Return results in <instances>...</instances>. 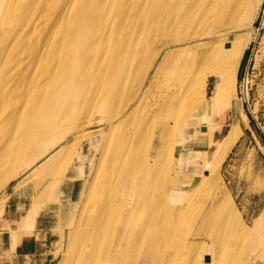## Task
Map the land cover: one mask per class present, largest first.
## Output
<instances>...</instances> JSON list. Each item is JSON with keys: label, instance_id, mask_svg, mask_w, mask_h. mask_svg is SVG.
Wrapping results in <instances>:
<instances>
[{"label": "bare ground", "instance_id": "6f19581e", "mask_svg": "<svg viewBox=\"0 0 264 264\" xmlns=\"http://www.w3.org/2000/svg\"><path fill=\"white\" fill-rule=\"evenodd\" d=\"M260 2L0 0V103L9 128L0 191L23 168L41 164L33 169L40 174L78 150L74 166L50 182L33 192L34 180L16 184L3 199L0 213L18 198L8 222L19 229L1 225L2 264H264V211L245 226L218 175L223 155L206 153L220 123L238 113L242 60L237 45L216 44L215 21H248ZM210 20L209 31H197ZM96 112L105 128L87 135ZM14 119L23 124L12 131ZM227 132L230 147L240 132ZM97 136L107 142L89 162ZM188 183L197 185L192 193ZM196 206L203 212L189 230ZM62 222L75 225L65 251Z\"/></svg>", "mask_w": 264, "mask_h": 264}, {"label": "rangeland", "instance_id": "374dc122", "mask_svg": "<svg viewBox=\"0 0 264 264\" xmlns=\"http://www.w3.org/2000/svg\"><path fill=\"white\" fill-rule=\"evenodd\" d=\"M243 17V14H237V16L225 15L215 21L219 27L216 31V34L219 35L216 44L219 46L220 44L232 45V43L237 45L241 50L242 60L239 68L238 81L235 87L236 109L238 113H235L231 120L220 123V128L224 131L219 137L215 147L211 151L207 150L206 153L210 157L219 154L223 155L220 166L217 169L218 175L222 184L227 187L230 200L237 208L240 220L245 226L252 227L255 219L264 211V0H261L256 8V13L250 20L245 21ZM197 23V31L202 33L203 31H209L214 21L210 20V23L204 26L200 25V21ZM226 39L227 41H225ZM1 82L3 81H0V83ZM96 95V90H92L91 95L88 96L89 102L92 101V96ZM102 104L103 102L100 104L101 107ZM6 110L8 109H6L5 102L0 103V141L3 140V134H1L3 125L6 132L9 130L8 125H6V122H8L6 121L8 114ZM103 120L102 113H94L93 117L91 116L87 119V122H85V127L87 129L86 134L98 133L105 128ZM22 124L23 121L20 119H14L12 120L10 128L13 131L20 128ZM229 129H234L235 131L239 129L240 133L237 135L236 139H234L230 147H225L229 140V132H227ZM96 138H98L96 139V146L90 149L88 148L89 150L87 149L88 156L99 157L102 153V147L105 146L107 142L105 139L103 142L100 141L99 136ZM77 155L78 150H75L73 154L64 152L53 166L44 169L46 170L45 172L44 170L42 172L40 171V174L39 172L33 173V169L34 167L39 168L41 164H36L33 168L27 170L23 168L18 176L12 178V180L10 179V172L4 171L3 174H1L2 178L7 179L9 177L8 179H10L9 182L11 183L8 186L7 192L2 193L0 191V204L3 203L5 197L14 194L13 188L16 184H23L30 180H34L35 184L32 190L30 189L33 192L38 183H44L45 179H48L46 182H50V178L54 176L55 172L69 169V167L71 168L74 166L72 160ZM91 159L90 157L89 162H91ZM58 164H61L62 167H57ZM202 166L203 165H199V167ZM89 167L90 164L87 163L85 168H82V171L88 169L86 175H89V171L91 170ZM96 169L97 168H95V170ZM95 170H93V173ZM90 178L92 179V176L87 177L89 180ZM189 185L188 183L187 187ZM87 186L88 190L90 182H88ZM196 186L197 185H190L188 192L192 193L193 190L196 189ZM29 197L30 196H27L26 198ZM17 199L18 198L13 197L4 205L0 213V229L1 225H12L8 221L13 218L11 208L13 202L18 201ZM78 212H81L80 207L77 210V213ZM201 212H203V210H200V206H196L195 210L192 212V217L186 222V227L190 226L189 230L195 227L197 217ZM79 213L77 215H79ZM19 217L21 218V216ZM74 226L75 225L63 224L62 222L60 228H58L62 236V251H65L67 247L69 234L70 231L74 229ZM13 227L19 229V227ZM261 235L264 236V229L261 231ZM236 239L245 240L246 237H238ZM5 250L6 246L0 248V264L4 261ZM241 254L242 258L245 259L248 250L245 252L242 251ZM199 262L204 263V259H200Z\"/></svg>", "mask_w": 264, "mask_h": 264}]
</instances>
